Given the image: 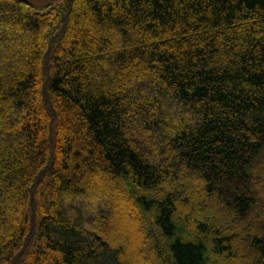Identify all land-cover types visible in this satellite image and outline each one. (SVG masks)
<instances>
[{"label": "trees", "instance_id": "obj_1", "mask_svg": "<svg viewBox=\"0 0 264 264\" xmlns=\"http://www.w3.org/2000/svg\"><path fill=\"white\" fill-rule=\"evenodd\" d=\"M263 175L264 0H0V264H264Z\"/></svg>", "mask_w": 264, "mask_h": 264}, {"label": "water", "instance_id": "obj_2", "mask_svg": "<svg viewBox=\"0 0 264 264\" xmlns=\"http://www.w3.org/2000/svg\"><path fill=\"white\" fill-rule=\"evenodd\" d=\"M19 1L38 9H45L50 7L56 0H19Z\"/></svg>", "mask_w": 264, "mask_h": 264}, {"label": "rangeland", "instance_id": "obj_3", "mask_svg": "<svg viewBox=\"0 0 264 264\" xmlns=\"http://www.w3.org/2000/svg\"><path fill=\"white\" fill-rule=\"evenodd\" d=\"M58 3H63V0H58ZM264 176V175H263ZM88 206H84L83 208H87Z\"/></svg>", "mask_w": 264, "mask_h": 264}]
</instances>
